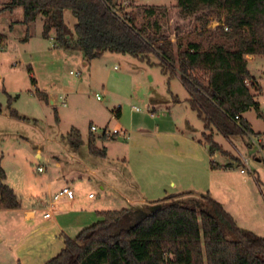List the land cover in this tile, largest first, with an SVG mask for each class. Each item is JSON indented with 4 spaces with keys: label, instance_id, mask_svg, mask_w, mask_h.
Instances as JSON below:
<instances>
[{
    "label": "rangeland",
    "instance_id": "1",
    "mask_svg": "<svg viewBox=\"0 0 264 264\" xmlns=\"http://www.w3.org/2000/svg\"><path fill=\"white\" fill-rule=\"evenodd\" d=\"M9 2L0 0V165L6 174L5 184L16 191L24 204L34 201L35 195L40 196L37 191L60 186L64 182L58 177L61 172L73 190L79 191L81 200L90 193L92 201L99 202L95 211L91 210L93 219L87 226L100 219L101 211L141 210L150 202L171 195L175 203L196 206L201 196L209 194L238 227L264 237V155L257 152L250 136L226 137L214 127L205 131L203 122L188 104L183 84L176 75L163 72L156 56L141 59L107 51L86 61L74 46L76 18L70 10L63 13L70 30L68 49L55 45L54 31L43 37L41 17L25 24L22 7H8ZM115 2L117 13L134 15L139 28L152 19L146 9L155 7L154 18L168 33L174 50L177 43L197 41L208 48L223 41L216 28L223 25L224 10L182 16L176 0ZM245 58L255 79V84L248 82V86L258 102V110L250 109L245 118L254 133L264 134V55ZM11 110L23 119L11 117ZM117 125L125 129L129 140L115 130ZM91 126L96 130H91ZM72 129L78 130L82 143L70 157L72 150L66 136ZM104 130L109 137H103ZM156 130L174 132L183 138H176V152L152 157L145 149L128 146L139 134L157 142L160 138ZM206 136L221 155L248 157L245 172L241 173L238 162L233 160L231 170L212 173L203 145L198 146L203 160L195 158L196 149L185 140H201L207 148ZM91 138L94 147L104 150L105 158L90 153ZM37 150L39 158L35 156ZM51 152L61 153L62 170H56ZM214 159L225 160L216 155ZM92 162L104 163L99 172L109 171L107 182H100V173L98 177L73 167H89ZM37 166L44 171H37Z\"/></svg>",
    "mask_w": 264,
    "mask_h": 264
},
{
    "label": "trees",
    "instance_id": "2",
    "mask_svg": "<svg viewBox=\"0 0 264 264\" xmlns=\"http://www.w3.org/2000/svg\"><path fill=\"white\" fill-rule=\"evenodd\" d=\"M15 6L22 7L25 24L41 17L43 37L54 31L55 45L68 49L70 30L63 13L70 10L76 18L74 46L86 61L107 51L141 59L154 55L163 72L179 77L205 131L214 127L226 137L258 134L242 115L252 108L258 110L248 86L255 79L245 56L264 55V0H177L182 16L224 10L223 25L216 31L221 40L233 43L216 42L204 48L189 41L177 43L176 50L154 18L155 7L146 9L152 19L139 28L134 15L117 13L115 0H10L8 7ZM39 98L45 97L39 94ZM10 116L23 119L14 110ZM66 139L74 149L82 143L76 129ZM205 141L211 156L220 150L209 136ZM92 142L91 138L90 153L104 156V150ZM212 168L219 166L212 163ZM5 179L0 165V208L17 209L19 199ZM173 198L150 202L141 210L98 212V221L73 238L64 237V248L44 264H264V237L238 227L209 194L201 196L196 206L175 203Z\"/></svg>",
    "mask_w": 264,
    "mask_h": 264
},
{
    "label": "crops",
    "instance_id": "3",
    "mask_svg": "<svg viewBox=\"0 0 264 264\" xmlns=\"http://www.w3.org/2000/svg\"><path fill=\"white\" fill-rule=\"evenodd\" d=\"M251 57H253V55H251ZM251 75L254 76L252 73ZM242 116L246 120L245 113ZM115 130L117 132H122L124 136L123 138L129 140V135L126 134L125 129H123L121 125H117ZM156 135H158L160 139L157 142H154L152 139L139 134L138 136H135L134 141H132L128 146L130 148L145 149L147 154L152 157L161 155L169 156L172 155L173 152H176V149L178 148L175 143L176 138L177 140H183L182 137L178 136L174 132H160L156 130ZM46 139L49 141L48 137ZM167 139L172 140L167 141ZM185 142L196 149L197 154L194 155L195 158L202 160L203 157L199 155L200 152L198 150V146L203 145L204 151L207 150V154L209 156V170L212 173L220 172L222 170H231L233 168V160H235V158L241 161L238 164L240 168L242 167L241 157L244 155H241V157H235L234 155H229L228 153L221 155L217 151H214L211 156L208 151V145L206 148L203 141L200 140V142H196L195 139H190L185 140ZM70 149L72 150L70 157H73L78 148L74 149L70 147ZM215 155L218 158L225 160L218 162L214 159ZM35 156L37 158L40 157L39 150H37ZM49 156L55 161L56 170H62L61 153L56 154L51 152L49 153ZM227 156L229 157V160L231 159L230 161L227 160ZM103 158H105V155ZM256 160L260 161L258 157ZM212 163L218 165L219 168H212ZM226 165H230V167H225ZM103 166L104 163L92 162L89 167H83L81 165L73 167H75L74 169L87 171V173L91 175L98 176V173H100L99 171ZM108 173L99 174L100 177H98L100 182L108 181L109 177H111V174L108 175L109 177L107 176ZM63 176V173H58V177H61L64 180L60 186H57L50 191H37V194L40 196L35 195L34 201L24 204L22 199L18 197L20 202L19 208H0V264H44L64 248V237L73 238L77 232L84 227H87L90 221H92L93 216L91 210L95 211V206L98 205L99 202L92 201L94 197H89L90 193L87 194L88 197L85 200H81L79 198V191H74L73 187L64 179ZM57 179L60 180V178ZM63 187H69L73 191V199L61 196L58 200L54 201L53 195L58 193ZM14 192L18 196L16 191ZM83 205L85 206L83 207ZM45 213H49V216L45 217Z\"/></svg>",
    "mask_w": 264,
    "mask_h": 264
},
{
    "label": "built area",
    "instance_id": "4",
    "mask_svg": "<svg viewBox=\"0 0 264 264\" xmlns=\"http://www.w3.org/2000/svg\"><path fill=\"white\" fill-rule=\"evenodd\" d=\"M70 74H74L76 76H79L80 73L76 72L73 73L72 71H70ZM96 99H99V96L96 95ZM63 104H65L63 102ZM235 119H238V116L234 117ZM91 130H96V128L94 126H91ZM103 134L107 137H109V132L104 130ZM251 138V142L254 144V146L256 147L257 152H259L260 154L264 155V134H258V135H254V136H250ZM242 160V167L240 168V172L244 173L245 172V167L248 168V162L249 159L248 157H241ZM36 170L41 172L43 171V167L42 166H37ZM61 196H66L68 199H73L74 197V193L73 191L69 188V187H63L58 193L53 195V200L56 201L58 200ZM92 194H89V197H92ZM45 217L49 216V213H45L44 214Z\"/></svg>",
    "mask_w": 264,
    "mask_h": 264
},
{
    "label": "water",
    "instance_id": "5",
    "mask_svg": "<svg viewBox=\"0 0 264 264\" xmlns=\"http://www.w3.org/2000/svg\"><path fill=\"white\" fill-rule=\"evenodd\" d=\"M53 101H52V99H51V103H52Z\"/></svg>",
    "mask_w": 264,
    "mask_h": 264
}]
</instances>
